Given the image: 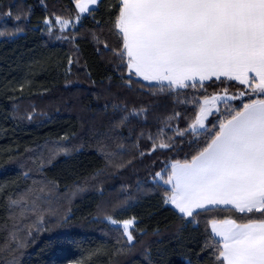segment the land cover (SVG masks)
I'll use <instances>...</instances> for the list:
<instances>
[{
	"label": "trees",
	"instance_id": "1",
	"mask_svg": "<svg viewBox=\"0 0 264 264\" xmlns=\"http://www.w3.org/2000/svg\"><path fill=\"white\" fill-rule=\"evenodd\" d=\"M111 2L103 0L93 16L85 17L71 31L61 32L54 24L49 35L45 18L74 21L79 15L73 0H0V12L15 4L28 16L20 23L22 31L12 34V19L0 36V185H7L8 191L23 188V172L35 167L32 159L38 153L46 157L57 145H65L71 154L57 156L45 167L44 175L58 182L61 193L74 185L82 187L75 196L59 201V216L47 217L44 230H33L26 247L16 255V264H211L210 255L202 250L207 238L204 219L199 227L186 225L173 207L164 205V190L153 183L155 173L172 161L191 158L193 136H175L166 129L157 143H167L166 137L174 136L175 146L156 151L147 138L155 136L177 111L181 115L171 121L172 128H186L194 123L199 109L169 96H153L159 87L155 81L134 77L140 83L124 86L127 70L118 67L120 61L111 51L119 47L117 37L108 31ZM93 33L109 50L93 39ZM65 35L69 39H63ZM213 81H204L206 93L204 89H182L177 99L190 101L196 96L202 103L205 95H223L225 89L229 95H239L245 88L238 81ZM141 83L146 87L141 88ZM228 103L238 106L240 100ZM114 104L146 107L147 119H133L119 130V136L107 138L104 134ZM105 105H109L107 110ZM225 107L218 104L221 111ZM217 119L218 114L210 116L207 127ZM98 141L116 153L111 161L99 151ZM121 164L127 166L119 168ZM64 215L69 218L62 219ZM242 215L212 214L216 220L247 223ZM109 216L136 219L135 247L124 255H114L116 249L127 247L126 238L106 222Z\"/></svg>",
	"mask_w": 264,
	"mask_h": 264
},
{
	"label": "snow or ice",
	"instance_id": "2",
	"mask_svg": "<svg viewBox=\"0 0 264 264\" xmlns=\"http://www.w3.org/2000/svg\"><path fill=\"white\" fill-rule=\"evenodd\" d=\"M73 3L80 13L74 21L58 16L54 20L45 18L49 35L54 24L61 32L73 30L77 22L93 16L103 0ZM109 13L108 31L119 40V47L111 51L120 61L118 67L128 73L124 86L140 83L134 77L155 81L159 87L151 93L153 96H169L199 109L195 122L186 128H172L171 121L181 115L177 111L167 117L155 136L147 137L152 141V151L175 146L174 136H167V143H157L165 137L166 129L174 131L175 136L190 134L194 138L190 141V146L195 145L190 159L174 160L153 177V183L164 190V205L173 206L186 225L199 227L204 219L207 238L202 250L210 255L211 264H264V0H112ZM12 19L15 34L23 30L20 23L28 16L22 15L15 4L9 5L0 12V36L5 35L7 21ZM95 23L100 25L99 21ZM61 38L56 36L57 40ZM93 39L109 50L95 33ZM213 78L222 84L238 81L245 88L239 95H229L227 89L223 95H205L202 103L196 96L190 101L177 99L182 89H204L206 93L204 81ZM140 86L146 87L143 83ZM232 100H240V104H229ZM217 102L227 107L214 111ZM108 107L105 105V110ZM110 107L112 115L104 134L107 138L119 136V130L133 119H147L146 107ZM217 114V122L210 121L206 127L205 119ZM27 118L31 120L32 114ZM98 146L109 161L116 155L106 150L103 141H98ZM117 147L123 149L124 145ZM71 151L57 145L46 157L38 153L32 159L35 167L23 172L25 186L17 191L0 185V264H16L15 257L26 247L33 230H44L47 217L59 216V201L82 190L74 185L61 193L58 182L44 175L45 167L57 156H69ZM29 180L31 183H27ZM224 211L243 214L241 218L248 222L241 226L227 220L222 224L212 216ZM106 222L126 238L127 247L116 249L115 256L135 247V217L117 220L109 216Z\"/></svg>",
	"mask_w": 264,
	"mask_h": 264
},
{
	"label": "crops",
	"instance_id": "3",
	"mask_svg": "<svg viewBox=\"0 0 264 264\" xmlns=\"http://www.w3.org/2000/svg\"><path fill=\"white\" fill-rule=\"evenodd\" d=\"M78 13H79V12H78ZM165 83H166V82H165ZM169 187H170V186H169ZM169 206H171V205H169ZM171 207H173V206H171ZM227 220H231V219H224V220H217V221L223 224V223H224L225 221H227ZM235 223H236L237 225H241V226H242L243 224H245V223H238V222H236V221H235ZM224 226L227 227V224H224ZM217 238L220 239L219 237H217Z\"/></svg>",
	"mask_w": 264,
	"mask_h": 264
},
{
	"label": "rangeland",
	"instance_id": "4",
	"mask_svg": "<svg viewBox=\"0 0 264 264\" xmlns=\"http://www.w3.org/2000/svg\"><path fill=\"white\" fill-rule=\"evenodd\" d=\"M78 12H79V9H78ZM79 15H80V13H79ZM80 22V21H79ZM79 22H77L76 24H75V26H77L78 24H79ZM66 30V29H65ZM220 102H217L216 104H215V106L213 107V110L215 111V109L216 108H218V104H219ZM210 116H208L207 117V119H205V121H204V123H205V126L207 127V120H208V118H209ZM195 122V121H194Z\"/></svg>",
	"mask_w": 264,
	"mask_h": 264
}]
</instances>
